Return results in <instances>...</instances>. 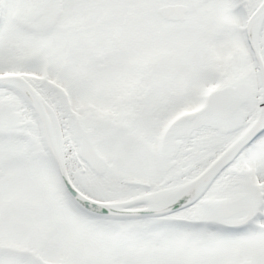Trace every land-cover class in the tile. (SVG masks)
<instances>
[{
	"label": "snow or ice",
	"instance_id": "snow-or-ice-1",
	"mask_svg": "<svg viewBox=\"0 0 264 264\" xmlns=\"http://www.w3.org/2000/svg\"><path fill=\"white\" fill-rule=\"evenodd\" d=\"M0 264H264V0H0Z\"/></svg>",
	"mask_w": 264,
	"mask_h": 264
}]
</instances>
